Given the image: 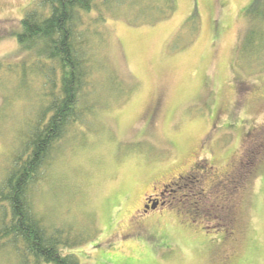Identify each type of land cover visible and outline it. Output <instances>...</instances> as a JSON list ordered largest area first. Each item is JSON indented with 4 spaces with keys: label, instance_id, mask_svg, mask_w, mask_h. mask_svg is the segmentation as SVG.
<instances>
[{
    "label": "rangeland",
    "instance_id": "374dc122",
    "mask_svg": "<svg viewBox=\"0 0 264 264\" xmlns=\"http://www.w3.org/2000/svg\"><path fill=\"white\" fill-rule=\"evenodd\" d=\"M135 1L105 11L90 37L82 117L56 143L33 188L34 210L60 228L61 250L79 264H264V156L235 190L232 232L210 206L215 214L203 213L201 224L172 209L135 218L146 196L194 173L196 162L205 166L191 181L210 191L241 158L246 165L248 146L264 143V39L256 29L243 40L254 0H174L159 21L165 10ZM29 2L0 0V181L14 141L46 99L41 77L14 65H29L16 39ZM248 38L260 39L256 48ZM173 213L178 220L159 231L139 230ZM0 264H12L9 254L0 252Z\"/></svg>",
    "mask_w": 264,
    "mask_h": 264
},
{
    "label": "trees",
    "instance_id": "16d2710c",
    "mask_svg": "<svg viewBox=\"0 0 264 264\" xmlns=\"http://www.w3.org/2000/svg\"><path fill=\"white\" fill-rule=\"evenodd\" d=\"M131 1L133 7L135 0H30L24 10L20 21L21 31L16 39L30 53V66L24 62L14 65L22 76L30 72L34 77H41V94L46 99L36 108L35 119L29 122L23 136L20 135L18 141H14L15 147L1 175L0 252L9 254L12 264H79L75 256L64 254L61 250L60 228L49 227L45 224V218L35 212L33 188L41 179L44 168L49 166L55 145L62 138L66 127L81 120L82 110H78L77 105L89 75V64L94 59L93 55H89L93 52L90 37L99 35L97 29L105 23V11L116 10L117 5L124 7ZM173 3L174 0H150V7H147L165 10L157 18L159 21L170 15ZM117 16L115 14L114 18ZM245 19L248 27L243 40L247 39L251 30H258L264 39V0H254L245 11ZM248 40L256 48L260 39ZM242 42L241 49L246 50L248 43ZM259 51L264 54V45L260 46ZM263 54L260 53V56ZM250 158L245 159V166L240 165L235 170L236 174L243 175V179L252 166ZM241 160L243 163V158ZM203 166V161L196 162L194 173L179 176L181 181H169L170 185L161 195L163 201L170 203L166 209L175 210L184 221L188 218L197 224L202 223L198 220L203 213L208 211L211 216L215 213L194 201L203 191L199 187L201 181L185 183L182 180H194L197 177L195 174L204 169ZM240 184L233 183L231 191L233 188L237 190ZM179 197L186 201L193 200L194 203L184 207L172 203ZM224 228L227 229L226 226Z\"/></svg>",
    "mask_w": 264,
    "mask_h": 264
},
{
    "label": "flooded vegetation",
    "instance_id": "af4514ba",
    "mask_svg": "<svg viewBox=\"0 0 264 264\" xmlns=\"http://www.w3.org/2000/svg\"><path fill=\"white\" fill-rule=\"evenodd\" d=\"M249 152L250 153H248V159L251 157L250 160H252L253 163L257 162V161L262 162L263 161L262 156H264V154H263L264 143L259 144V147L257 149H255V146L254 147L249 146ZM242 165H244V163H242ZM177 181H181V180L177 179ZM182 181H185V183L188 181L191 182V179H184ZM243 181H244L243 175H241L240 173L236 174V172H234L232 177L229 180H227V181L225 180L224 182H217V183L215 182V184L209 186V189H211L210 191H204L203 190L201 192V196H199V201L202 205V208L205 207V208L209 209L208 206H210V207H213V209H215V210L218 209V211H222L223 222L225 221V223L223 225L227 227V231L228 230L230 231L231 223L235 222V219H236L235 217H233V212H232L234 205L230 206V204H233V201L236 198V196L234 198V193L236 191L233 193L235 188H233V191H231L230 188H231V186H233V183H235V185H236L239 182L243 183ZM170 183L171 182H168L166 184H162V185L158 186L157 188L154 189L152 194H149V195H152V197L150 198L151 203L146 201V197H147L146 196L143 199V202H142L141 206L139 207L138 211L135 212V218H140V217L146 216L148 214H152V213H156L157 215L162 214L164 212V210H166V207L170 203L167 204L165 201H163L161 198V195H162V192L164 191V189L168 185H170ZM235 185H234V187H235ZM209 196L211 197L210 200H208ZM176 200L177 201H173L172 203H177L178 205H182V206L188 205V204H186L187 201L180 198V197ZM146 204L148 205V208L145 211L144 205H146ZM152 204L154 207L152 206ZM174 215H175V219L178 220L177 214L174 213ZM157 218L158 217L156 216L153 219L144 221L139 226V230L141 232H144V233L150 235V233H152V232L159 231L160 227H162L164 225L168 226V225L172 224L171 222H174L173 219L168 220L169 218H171L169 216H167L166 220L165 219L159 220ZM194 221H195V219H194ZM205 221L209 222L207 220H205ZM230 232H232V231H230Z\"/></svg>",
    "mask_w": 264,
    "mask_h": 264
},
{
    "label": "water",
    "instance_id": "95a60500",
    "mask_svg": "<svg viewBox=\"0 0 264 264\" xmlns=\"http://www.w3.org/2000/svg\"><path fill=\"white\" fill-rule=\"evenodd\" d=\"M147 201H148L149 203L151 202V200H148V199H147ZM152 206H153V204H152ZM153 207H154V206H153ZM147 208H148V205H145V206H144L145 211L147 210Z\"/></svg>",
    "mask_w": 264,
    "mask_h": 264
},
{
    "label": "crops",
    "instance_id": "0c3cea01",
    "mask_svg": "<svg viewBox=\"0 0 264 264\" xmlns=\"http://www.w3.org/2000/svg\"><path fill=\"white\" fill-rule=\"evenodd\" d=\"M169 217H173V219L175 218V215H174V213H173V215H171V216H169ZM176 223H177V221H175Z\"/></svg>",
    "mask_w": 264,
    "mask_h": 264
},
{
    "label": "bare ground",
    "instance_id": "6f19581e",
    "mask_svg": "<svg viewBox=\"0 0 264 264\" xmlns=\"http://www.w3.org/2000/svg\"><path fill=\"white\" fill-rule=\"evenodd\" d=\"M157 204V203H156Z\"/></svg>",
    "mask_w": 264,
    "mask_h": 264
}]
</instances>
